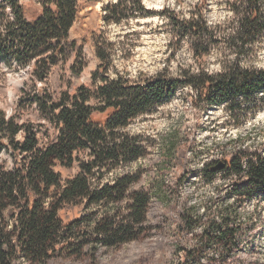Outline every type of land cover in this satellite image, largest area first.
<instances>
[{
    "label": "trees",
    "instance_id": "trees-1",
    "mask_svg": "<svg viewBox=\"0 0 264 264\" xmlns=\"http://www.w3.org/2000/svg\"><path fill=\"white\" fill-rule=\"evenodd\" d=\"M23 1L0 0V63L26 70L33 87L45 86L52 69L74 48L70 31L80 0H34L39 10L30 16ZM140 2L107 3L103 23L118 26L143 17ZM228 6L235 25L228 40L249 50L264 38V0H235ZM180 29L182 37L199 41L213 35L194 23H184ZM100 40L95 42L99 64L90 86L55 97L44 87L32 94L27 93V84L21 89L17 112L34 105L41 123L21 121L19 113L6 115L0 109V264L94 258L146 236L149 205L152 199L171 205V186L159 179L148 189L139 187L141 172L133 166L146 158L148 148L142 135L127 129L170 102L179 90L192 91L195 106L205 109L223 106L231 114L264 108V69L231 62L217 75L182 71L179 79L158 74L132 81L115 73L114 46ZM157 148L161 161L156 178L169 168L181 169L183 174L174 180L177 186L189 174L187 151L173 142ZM216 165H203L198 173L211 181L219 173L213 170ZM74 167L76 173L61 180L58 169ZM222 171L224 178L235 180L227 193L233 204L219 212L220 223L206 224L204 234L215 230L214 239L225 243L236 237L230 226L238 219L233 207L264 201V156L238 149ZM65 209H76L77 216L63 220L59 212ZM178 218V225L187 231L202 225L201 217L188 212H178Z\"/></svg>",
    "mask_w": 264,
    "mask_h": 264
},
{
    "label": "rangeland",
    "instance_id": "rangeland-1",
    "mask_svg": "<svg viewBox=\"0 0 264 264\" xmlns=\"http://www.w3.org/2000/svg\"><path fill=\"white\" fill-rule=\"evenodd\" d=\"M114 1L80 0L70 31L74 48L68 50L65 62L52 69L45 86L37 83L33 87L26 70L0 63V109L6 115L17 112V101L26 84L28 94L44 87L54 97L90 86L91 74L99 64L95 42L100 39L114 46L115 73L132 81L158 74L179 79L182 71L217 75L231 62L264 69V38L249 50L239 49L235 41L228 40L235 26L228 3L235 0H141L143 17L136 16L118 26L105 25L102 9ZM23 2L28 16L38 13L39 6L34 0ZM184 23L204 25L213 32L211 40L182 37L180 26ZM78 55L80 58L76 60ZM194 96L189 89H181L170 102L151 115L134 120L127 129L130 134L142 135L148 148L146 158L133 166L141 172L139 187L148 189L159 179L171 186V205H162L156 199L149 205V233L117 249L101 251L94 258L62 257L46 264H264V201L237 203L233 210L238 219L230 225L235 227L234 241H216L217 231L209 229L204 234V230L211 221L220 223L219 212L233 204L227 193L235 180L224 178L226 171L217 173L211 181L198 173L203 165L219 162L226 165L238 149L247 155L264 156V108L229 114L223 106L211 109L195 106ZM29 105L17 112L20 120L34 125L41 123L34 105ZM172 142L187 151L185 171L189 174L177 186L174 180L183 174L181 169L169 168L156 178L161 161L157 147ZM58 171L65 181L77 168ZM205 201L209 202L204 204ZM173 203L178 206H172ZM181 211L196 219L201 217L202 225L191 231L180 227ZM59 215L63 220L72 219L77 210H61Z\"/></svg>",
    "mask_w": 264,
    "mask_h": 264
},
{
    "label": "water",
    "instance_id": "water-1",
    "mask_svg": "<svg viewBox=\"0 0 264 264\" xmlns=\"http://www.w3.org/2000/svg\"><path fill=\"white\" fill-rule=\"evenodd\" d=\"M225 167H226V165H225L224 163L219 162V163H217L216 166L213 167V170H214V171H217V172H220V171H222Z\"/></svg>",
    "mask_w": 264,
    "mask_h": 264
}]
</instances>
